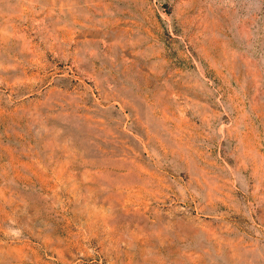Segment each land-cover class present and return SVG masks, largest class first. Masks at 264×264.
<instances>
[{
    "label": "rangeland",
    "instance_id": "374dc122",
    "mask_svg": "<svg viewBox=\"0 0 264 264\" xmlns=\"http://www.w3.org/2000/svg\"><path fill=\"white\" fill-rule=\"evenodd\" d=\"M0 264H264V0H0Z\"/></svg>",
    "mask_w": 264,
    "mask_h": 264
}]
</instances>
